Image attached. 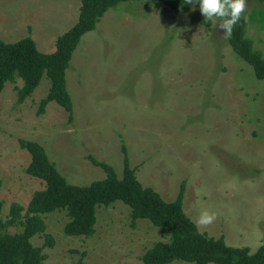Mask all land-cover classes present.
I'll return each mask as SVG.
<instances>
[{
	"label": "rangeland",
	"instance_id": "374dc122",
	"mask_svg": "<svg viewBox=\"0 0 264 264\" xmlns=\"http://www.w3.org/2000/svg\"><path fill=\"white\" fill-rule=\"evenodd\" d=\"M79 5L0 0V37L29 35L40 51L50 52L76 20ZM242 14L245 35L264 57V1L246 0ZM218 23L205 19L198 5L162 11L153 2L129 0L109 7L83 34L66 69L70 118L55 101L38 112L49 85L45 75L22 102L16 94L22 80L6 82L0 92L1 217L12 202L25 206L43 187L25 171L30 155L19 145L23 138L39 142L74 184L104 177L90 157L111 164L120 176L126 152L137 178L164 200L174 199L184 183L182 208L194 222L202 209L215 213L211 223L197 225L200 230L251 252L263 244L264 79L233 51ZM42 217L53 245L43 246L42 233L30 240L43 246L51 264L80 258L84 264H143L148 247L169 239L167 229L147 219L133 225L120 200L96 207L88 237L64 234L65 210Z\"/></svg>",
	"mask_w": 264,
	"mask_h": 264
},
{
	"label": "trees",
	"instance_id": "16d2710c",
	"mask_svg": "<svg viewBox=\"0 0 264 264\" xmlns=\"http://www.w3.org/2000/svg\"><path fill=\"white\" fill-rule=\"evenodd\" d=\"M129 0H80L74 23L55 40L50 52L40 51L34 39L27 35L15 41L0 37V92L6 82L20 78L16 87L17 101L22 102L39 85L45 75L48 90L38 103V112L55 101L72 115V101L66 87L65 73L74 49L84 33L94 29L104 12L119 2ZM149 1L162 11L168 8L178 11L188 5L184 0H136ZM264 1V0H260ZM209 23V21H204ZM233 51L253 69L257 79H264V57L254 49L245 35V18L232 26L227 36ZM20 147L28 151L30 160L25 171L43 182L35 190L25 206L12 202L7 217H1L0 200V264H51L45 262L43 246H52L53 237L45 232L42 214L65 210L68 217L63 226L66 235L88 237L95 231L96 207L122 201L130 208V219H147L154 226L167 229L169 239L156 241L140 256L143 264H166L182 260L193 264H264V243L251 252L245 246L227 244L222 236L214 237L200 230L183 211L184 183L180 184L176 197L164 200L152 186L143 185L136 176V167L130 166L126 149L123 168L119 176L113 166L90 157L100 166L104 177L86 184H74L59 172L44 147L37 141L19 139ZM1 186V181H0ZM16 227L13 232L9 227ZM37 233L44 236L43 246H35L30 240ZM72 264H84L82 258Z\"/></svg>",
	"mask_w": 264,
	"mask_h": 264
},
{
	"label": "clouds",
	"instance_id": "9594fccd",
	"mask_svg": "<svg viewBox=\"0 0 264 264\" xmlns=\"http://www.w3.org/2000/svg\"><path fill=\"white\" fill-rule=\"evenodd\" d=\"M194 10L198 5L199 11L207 20L219 19V27L225 29V36L231 34L232 26L241 19L245 12L246 0H184ZM215 218V213L202 209L195 223L198 226L207 225Z\"/></svg>",
	"mask_w": 264,
	"mask_h": 264
}]
</instances>
